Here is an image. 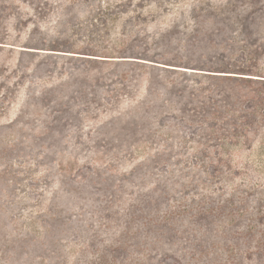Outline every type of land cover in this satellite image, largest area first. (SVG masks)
I'll return each instance as SVG.
<instances>
[{"label": "rangeland", "instance_id": "1", "mask_svg": "<svg viewBox=\"0 0 264 264\" xmlns=\"http://www.w3.org/2000/svg\"><path fill=\"white\" fill-rule=\"evenodd\" d=\"M0 264H264V0H0Z\"/></svg>", "mask_w": 264, "mask_h": 264}]
</instances>
